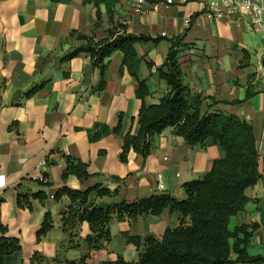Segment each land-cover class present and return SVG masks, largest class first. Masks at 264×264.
Returning <instances> with one entry per match:
<instances>
[{
    "label": "crops",
    "instance_id": "crops-1",
    "mask_svg": "<svg viewBox=\"0 0 264 264\" xmlns=\"http://www.w3.org/2000/svg\"><path fill=\"white\" fill-rule=\"evenodd\" d=\"M100 12L99 21L98 8L83 0H0V183H6L0 186V225L22 245L4 264H31L37 252L49 258L59 255L61 260L86 257L89 264L119 257L136 262L138 249L125 234L161 239L167 229L179 226L180 212L167 209L159 216L149 214L134 222L113 220L112 239L104 248L95 250L83 242L59 252L64 238L62 214L72 202L66 194L56 198V193L64 186L85 190L97 184L118 190L116 195L94 196L101 207L160 192L184 200V183L202 178L223 156L218 145L191 146L168 127L156 138V147L146 160L134 151L127 162L120 160L123 137L115 131L118 116L122 115L123 134L136 132L143 103L137 96L138 80L123 66V52L110 57L102 90L101 70L89 52L64 57L87 44L79 34L101 40L111 28L121 30V25L133 34L164 37L156 44H136L142 58L138 78L146 79L150 90L145 97L148 105L159 103L169 91L156 69L170 49L167 38L181 36L182 44L188 46L180 57L184 83L193 93L219 101L214 109L237 114L253 125L263 177L247 188L248 200L231 217L229 227L256 226L248 252L264 255V36L254 33L249 17L216 19L198 1L118 0L113 18L104 4ZM97 132L100 137L94 138ZM67 156L86 163L92 177L81 180L71 174L65 180ZM45 174L52 182L50 187L34 182ZM40 190L49 195L45 202L33 198L31 208L18 205L19 193ZM47 212L53 226L38 240L37 231ZM89 234L91 227L85 221L79 235L85 239Z\"/></svg>",
    "mask_w": 264,
    "mask_h": 264
},
{
    "label": "trees",
    "instance_id": "trees-1",
    "mask_svg": "<svg viewBox=\"0 0 264 264\" xmlns=\"http://www.w3.org/2000/svg\"><path fill=\"white\" fill-rule=\"evenodd\" d=\"M83 1L98 8L100 21V5L104 4L113 18L118 0ZM120 28L121 30L117 27L111 28L108 36L101 40L79 34V38L86 39L87 44L74 49L64 57L71 59L81 52H89L94 65L101 70L99 89L102 90L106 86L104 74L110 57L116 51L123 52V66H127L138 80L137 96L143 103L136 132L123 134L122 115L118 116L119 123L115 131L123 137L120 160L127 162L131 151L142 155L146 160L156 147V138L168 127H173L174 133L184 137L191 146L206 145L207 142L218 145L223 151V156L213 162L211 170L202 178L184 183L183 187L187 193L184 200H177L170 193L160 192L133 202L122 200L101 207L96 204L93 197L116 195L118 190L112 191L102 184L85 190L64 186L55 197L59 198L66 194L72 203L62 214L64 238L59 244V252L62 249L77 248L83 242L92 249H102L112 239L113 220L134 222L139 217L149 214L159 216L168 209L182 214L178 227L167 229L161 239L153 235L139 237L125 234L127 241L136 245L139 252L138 260L130 262L119 257L115 261L103 264H264V255L252 256L248 252L256 226L241 225L234 230L229 227L231 217L238 214L248 200L247 188L255 185L263 177L259 168L260 153L253 125L237 114L214 109L219 101L213 97L193 93L184 83L180 57L188 46L182 44L181 36L167 38L171 42L170 49L163 65L156 69L158 76L167 81L169 91L159 103L148 105L145 97L150 94V90L147 80L138 78L137 71L142 58L137 52L136 44L142 42L156 44L164 37L133 34L127 31L125 25H121ZM148 65L151 68L153 66L151 62ZM40 87L33 88L30 94ZM207 101L208 106L204 108ZM238 102L242 101L232 103ZM99 137L100 133H95L94 138ZM66 159V169L63 173L65 180L71 174L77 175L81 180L92 177L86 163L71 156H67ZM115 179L120 180L117 177ZM34 182L42 187L52 185L48 174ZM33 198L45 202L49 195L44 190L19 193L18 205L22 208H31ZM85 221L90 224L91 234L82 239L79 228ZM52 226V215L47 212L41 228L37 231L38 240H41ZM0 230L2 232L0 264H4L8 255L21 251L22 245L18 238L6 235L5 226L0 225ZM31 264L89 263L86 257L61 260L59 255L49 258L37 252L31 259Z\"/></svg>",
    "mask_w": 264,
    "mask_h": 264
},
{
    "label": "built area",
    "instance_id": "built-area-1",
    "mask_svg": "<svg viewBox=\"0 0 264 264\" xmlns=\"http://www.w3.org/2000/svg\"><path fill=\"white\" fill-rule=\"evenodd\" d=\"M167 4L187 3L190 1H198L205 4L209 14L218 19L223 17L250 18V24L254 31L260 32L264 36V0H159ZM190 19L186 20L189 24ZM161 174L158 175L159 188H162ZM5 182L0 183L1 187L5 186Z\"/></svg>",
    "mask_w": 264,
    "mask_h": 264
},
{
    "label": "rangeland",
    "instance_id": "rangeland-1",
    "mask_svg": "<svg viewBox=\"0 0 264 264\" xmlns=\"http://www.w3.org/2000/svg\"><path fill=\"white\" fill-rule=\"evenodd\" d=\"M254 33H256V34H258V35H260V36H263V34L260 33V32L254 31Z\"/></svg>",
    "mask_w": 264,
    "mask_h": 264
}]
</instances>
